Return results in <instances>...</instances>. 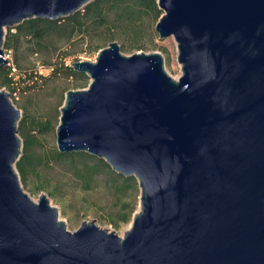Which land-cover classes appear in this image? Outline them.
Here are the masks:
<instances>
[{"label":"water","instance_id":"95a60500","mask_svg":"<svg viewBox=\"0 0 264 264\" xmlns=\"http://www.w3.org/2000/svg\"><path fill=\"white\" fill-rule=\"evenodd\" d=\"M94 0H0L5 30L56 21ZM182 76L160 53L118 42L74 62L87 89L66 94L59 153L104 160L141 190L122 238L83 222L74 232L46 195L35 203L15 169L21 111L0 91V264H264V0H158Z\"/></svg>","mask_w":264,"mask_h":264},{"label":"trees","instance_id":"16d2710c","mask_svg":"<svg viewBox=\"0 0 264 264\" xmlns=\"http://www.w3.org/2000/svg\"><path fill=\"white\" fill-rule=\"evenodd\" d=\"M162 15L158 0H94L74 15L63 19H31L7 28L3 48L5 53L12 54V61L9 66L0 68V90L5 89L13 96L18 90L15 85L25 84L27 90L34 89L38 80L44 79L38 74V67L31 64V57L39 54L49 55L45 64L52 70L53 76L63 75L68 80H75L80 88H87L90 78L76 72L72 64H66L72 54H60V61H53V55L60 50L59 44L75 46L81 41L92 53H99L112 42H118L122 51L140 52L158 40L156 25ZM24 118L18 127L23 139V155L15 166L23 181L26 182L29 176L38 177L41 181L39 170L52 163L75 177L83 191H90L99 178H111L116 184V192L121 194L117 199L116 210L110 214L112 222L118 227L132 221L136 206L134 200L129 201L132 196L129 192L138 190L135 177L124 178L115 173L104 160L86 153L54 152L51 157L33 153L36 140L25 129L28 117ZM31 125V132L44 133L54 128L52 120L41 122L38 126H34L32 121Z\"/></svg>","mask_w":264,"mask_h":264},{"label":"rangeland","instance_id":"374dc122","mask_svg":"<svg viewBox=\"0 0 264 264\" xmlns=\"http://www.w3.org/2000/svg\"><path fill=\"white\" fill-rule=\"evenodd\" d=\"M6 32L7 29L5 30ZM59 48L58 53H60L53 55V61H60V54L69 52L72 56L66 61L70 62L68 65L77 61L96 62L99 54L92 53L81 41L77 42L75 46L59 44ZM121 52L125 56H132L141 52L146 54L160 53L165 59L167 73L175 81H178L182 76V66L178 62V46L173 37L167 39H160L158 37V40L152 46L140 52L132 53L122 51V49ZM5 54L6 58L12 61V54ZM48 57L49 55L47 54H39L31 57V64H35L38 67V74L43 76L44 79H39L38 85L31 90H27L25 84L15 85L18 87V90L15 96H10V100L21 111L19 123L22 119H25V116L28 117L25 129H28L29 134H31L30 136L36 140V145L33 147L32 152L51 157L54 152H59L57 128L60 124L61 109L64 106L67 92L71 90H83L88 87L80 88V84H77L75 80H68L63 75L53 76L52 70L45 64L48 61ZM17 80L18 77H16ZM48 120H52L54 123V128L51 131L44 133L40 131L31 132L30 126H32V121L34 126H38L41 122L45 123ZM19 137L22 141L21 155H23V139L20 134ZM39 172L41 181H39L40 179L38 177L29 176L25 182L19 176L23 190L35 203L39 202L42 195H46L50 200L51 206L58 210L59 220L66 223L69 231L74 232L80 228L83 222L92 221L99 228L115 232L122 238L131 229L133 219L128 224H120L116 227L110 217V214L116 210L118 197L121 196V194L116 192V184L111 178H99L90 191H83L81 189V183L70 173L63 171L61 166L55 163L40 169ZM129 194L132 195L129 201L134 200L136 206L135 216L141 210L140 187L138 186V190L131 191Z\"/></svg>","mask_w":264,"mask_h":264},{"label":"built area","instance_id":"2783aa9c","mask_svg":"<svg viewBox=\"0 0 264 264\" xmlns=\"http://www.w3.org/2000/svg\"><path fill=\"white\" fill-rule=\"evenodd\" d=\"M66 63L68 64V63H70V62L68 61V62H66ZM8 93L10 94V92H9V91H8ZM13 95L15 96L16 94L14 93ZM10 96H11V94H10Z\"/></svg>","mask_w":264,"mask_h":264}]
</instances>
